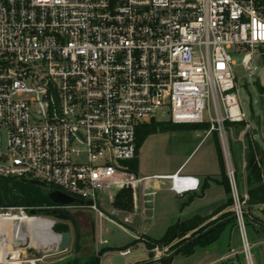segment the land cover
I'll use <instances>...</instances> for the list:
<instances>
[{"label": "built area", "instance_id": "2783aa9c", "mask_svg": "<svg viewBox=\"0 0 264 264\" xmlns=\"http://www.w3.org/2000/svg\"><path fill=\"white\" fill-rule=\"evenodd\" d=\"M233 47L246 69L264 56V0H0V178L39 180L92 201L53 203L46 207L53 213L90 208L107 217L101 195L112 202L109 188L141 180L128 163L142 119L165 108L173 123H204L207 113L242 238L240 254L212 264H254L249 196L227 134L228 123H245L254 140L237 96ZM169 179L178 193L193 188L189 175ZM5 208L11 212L1 215L56 221Z\"/></svg>", "mask_w": 264, "mask_h": 264}, {"label": "rangeland", "instance_id": "374dc122", "mask_svg": "<svg viewBox=\"0 0 264 264\" xmlns=\"http://www.w3.org/2000/svg\"><path fill=\"white\" fill-rule=\"evenodd\" d=\"M229 52L235 62L234 69L239 86L237 91L238 100L247 116V121L253 127L252 134L258 144L257 158L264 163V92L260 90V87H264V56L255 55L252 68L246 69L242 64L244 53L237 51L235 47L229 49ZM154 116L156 119L153 126L154 131L147 136L142 143L141 149L143 157L145 156L147 160L151 161V163L153 162V166L159 167V161L166 159L169 149L171 150V147H175L176 144L180 143L177 140L182 138L184 131L180 126L161 128L162 124L166 125L170 122V115L167 109H160ZM151 118V116H147L142 119L140 128L152 127ZM208 119L209 117L206 113V121ZM235 125H240L243 128L245 123ZM230 126L231 124L228 123L227 134L232 148ZM3 138L4 145L0 148V152H5L6 150L5 133H3ZM182 144L186 146L188 143L182 141ZM232 160L236 167V160L233 155ZM241 180L242 178L238 172V181L241 182ZM13 181H16V179H13ZM107 191L114 194L117 189L111 187ZM242 193L245 194L244 192ZM101 198L103 199L102 211L108 217L96 216L90 208L74 209L72 214L76 217L79 235H76L71 223L67 222L70 224L71 240L68 249L64 251H59L57 248L44 249L50 245L53 246V239L57 236V234L49 231L52 222L46 218H41L37 221V224L42 226L40 231L46 232V241L41 240L37 236L39 230L31 231L25 226L22 230L15 232L12 227L0 222V242H3L5 248L10 251H8L7 257L10 259L12 255L18 254L21 248V253L17 258L18 264H59L62 260L73 261L74 259H78L80 264H86L91 257L103 251L99 264H130L148 259L150 253L153 254L150 258H155L161 253H169L175 244L185 241L194 234V232H190L183 238L175 239L169 245L155 246L158 247V251H152V249L149 251L146 246V237L148 236L147 240L149 241L152 239L159 240L165 234L167 224L161 221L159 224L154 223L151 226L144 227L145 237L136 224L131 225L133 230L124 223L120 226L112 221L111 219L114 220L113 207L108 200L107 193H103ZM229 202L231 205V195ZM246 208L253 216L259 217L264 221V203L249 205L247 201ZM8 212H11V210L0 208V214ZM246 222L247 236L253 249L254 264H264V230L249 221ZM36 246L41 249H37ZM126 246L131 247L130 251L126 254L121 253L119 249ZM232 250L237 251L238 254L242 250L241 233L236 227L235 220L226 224L219 231L213 243L204 245L201 242H195L180 251L168 264H207L212 261H219L220 257L234 256L235 254L233 255ZM0 264L6 263L0 262Z\"/></svg>", "mask_w": 264, "mask_h": 264}, {"label": "crops", "instance_id": "0c3cea01", "mask_svg": "<svg viewBox=\"0 0 264 264\" xmlns=\"http://www.w3.org/2000/svg\"><path fill=\"white\" fill-rule=\"evenodd\" d=\"M177 126H180L184 131L182 138L177 140L180 143L176 144L175 147H171V150L169 149L166 159L159 161V167L153 166V162L151 163L145 156L143 157L142 144L139 146L133 171L141 180L136 183L134 188H131L133 190V208L131 210L116 208L113 203L121 189L114 194L112 193L113 201L110 203L113 207L114 220L110 219L120 226L124 223L132 229L131 225L136 224L145 237L144 227L151 226L154 223L159 224L164 221L167 224V230L169 226L177 221L201 216L203 220L199 227H202L214 224L226 218L224 216L227 213L232 212L231 205L222 207L230 200V190L226 173V160L219 133L216 130H211L208 121L204 123H173L171 127ZM230 128L231 155L235 157L236 168L242 178L239 182L241 189L248 194L250 188L247 170L248 146L252 141L255 144L257 143L244 133V127L241 128L240 125L231 124ZM182 141L188 144L186 146L181 145ZM128 164L130 166V163ZM261 168L264 184V164ZM176 173L192 177V190L178 193L172 187L173 184L169 177ZM49 231L52 232L50 228ZM146 238L148 239V236ZM0 244L2 245L0 255L2 251L3 255L7 257L9 250L5 248L3 242H0ZM36 247L41 249L39 246ZM130 248L126 246L119 250L123 253L130 250ZM20 253L21 248L20 252L13 256L16 257ZM150 257L146 260H149ZM224 258L220 257L219 261ZM146 260L130 264H138ZM64 261L62 260V262ZM215 262L218 261L207 264Z\"/></svg>", "mask_w": 264, "mask_h": 264}, {"label": "trees", "instance_id": "16d2710c", "mask_svg": "<svg viewBox=\"0 0 264 264\" xmlns=\"http://www.w3.org/2000/svg\"><path fill=\"white\" fill-rule=\"evenodd\" d=\"M260 90L264 92V87H260ZM154 124L155 123H152L151 125L152 127L146 126L138 130L137 152L139 146L145 141L147 136L154 131L153 128ZM172 125L173 123L169 122L166 125L162 124L161 128L165 129L168 126L171 127ZM257 145L258 144H256V146L254 147L253 144L250 142L248 146L249 153H248L247 170H248V183L250 184V188L248 190L249 205L264 203V184L262 178V168L258 165V160H257V153H256L258 152ZM129 163H130V168L134 170L135 158ZM261 164L263 165L264 163L261 162ZM228 185H229V181H228ZM52 189H54V187L51 185L41 186L30 183L28 180L16 179V181H13V179L0 178V201L4 205L26 207L29 212L34 210L36 211V213L40 215L47 216L53 213L52 210L46 208L47 206L53 205L54 203L49 197V193ZM113 205L116 208L131 210L133 208V190L131 188L121 189L117 193ZM226 205H230V202L228 201L222 207H225ZM231 214L232 212H229L224 217H227ZM202 220L203 218L201 216H194L190 219L177 221L176 223L168 227L163 237H161L159 240L152 239L151 241H149L146 239L147 242L146 246L150 251L157 245H162V246L169 245L175 239L183 238L190 232H194L193 235H195L196 233L201 232L203 229H205L208 226L205 225L199 227ZM26 226L31 231H35V230L40 231L42 229V226L37 224V221L35 220H28ZM224 226L225 225L218 227L216 230L212 231L207 236L199 239L196 242H201L204 245L213 243L216 240L219 231ZM53 229L57 233L67 232L70 229V224H68L67 222L59 221L54 225ZM53 229L52 227H50V230L52 232ZM75 233L78 236L79 230L77 229ZM183 242L184 241H181L175 244L171 248V250L175 249ZM102 254L103 251H101L98 255L91 257L89 262L86 264H99V259ZM150 255L153 256V254L151 253ZM59 264H80V262L78 261V259H74L73 261L67 260ZM163 264H168V262L165 261L163 262Z\"/></svg>", "mask_w": 264, "mask_h": 264}, {"label": "water", "instance_id": "95a60500", "mask_svg": "<svg viewBox=\"0 0 264 264\" xmlns=\"http://www.w3.org/2000/svg\"><path fill=\"white\" fill-rule=\"evenodd\" d=\"M156 119L155 117L151 118V123H155ZM30 183L33 184H37V185H41V186H46V184L42 181L39 180H29ZM49 197L52 200V202L56 203V204H63V205H72V204H79V205H91L92 201H84L82 199L73 197L61 190H51L49 193ZM13 205H4L1 203L0 201V207H12ZM36 211L32 210L31 214H35ZM52 215L56 221L53 223V226L59 222V221H63V222H70L71 225L73 226L74 231L77 230V220L76 217L71 213V212H64L61 211L59 213L54 212ZM245 216L247 218V220L262 228L264 230V221L256 216H253L250 212H245ZM236 218L235 214H231L230 216L221 219L217 222H215L214 224H211L209 226H207L205 229H203L201 232L196 233L193 236H190L188 239H186L182 244H180L178 247H176L175 249H173L172 251H170L169 253H165L162 256L159 257H155V258H150L149 260H146L144 262H140L138 264H161L165 261L170 262L172 260V258H174V256H176L180 251H182L183 249H185L186 247H188L189 245L195 243L196 241H198L199 239L207 236L209 233H211L212 231L216 230L218 227L229 224L230 222L234 221ZM56 234L60 235V242L57 246V249L59 251H64L66 249H68V246L70 244V240H71V234L69 231L67 232H63V233H57L56 231H54Z\"/></svg>", "mask_w": 264, "mask_h": 264}, {"label": "bare ground", "instance_id": "6f19581e", "mask_svg": "<svg viewBox=\"0 0 264 264\" xmlns=\"http://www.w3.org/2000/svg\"><path fill=\"white\" fill-rule=\"evenodd\" d=\"M41 218H44V217H41ZM41 218H37V217H25V216H20V215H10V216H6V215H1L0 214V222L1 223H5L6 225H9L10 227L13 228V230L15 232L17 231H20L22 230L23 228H25L26 226V222L28 220H35V221H38V219H41ZM48 219V218H46ZM50 222H52V229H53V221L48 219ZM6 231V230H5ZM53 232H54V229H53ZM45 231H39V233L37 234V236L43 240V241H46V236H45ZM55 233V232H54ZM56 234V233H55ZM54 242L53 243V246H48L47 248L49 249H53V248H57L59 242H60V235L57 234V236L53 239ZM50 242V244H51ZM1 246V245H0ZM46 248V249H47ZM45 249V248H44ZM18 256H13L9 259L8 257L5 258V256L3 255L2 251H1V255H0V262L2 263H6V264H18L19 261L17 260Z\"/></svg>", "mask_w": 264, "mask_h": 264}]
</instances>
